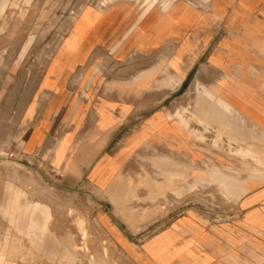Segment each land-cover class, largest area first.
<instances>
[{
	"label": "crops",
	"instance_id": "0c3cea01",
	"mask_svg": "<svg viewBox=\"0 0 264 264\" xmlns=\"http://www.w3.org/2000/svg\"><path fill=\"white\" fill-rule=\"evenodd\" d=\"M133 1L80 10L0 147L86 190L89 264H264V0Z\"/></svg>",
	"mask_w": 264,
	"mask_h": 264
},
{
	"label": "rangeland",
	"instance_id": "374dc122",
	"mask_svg": "<svg viewBox=\"0 0 264 264\" xmlns=\"http://www.w3.org/2000/svg\"><path fill=\"white\" fill-rule=\"evenodd\" d=\"M114 1L120 0H32L30 3L8 0L0 18V117L3 120H10L11 116L12 120L21 113L30 83L36 82L56 40L70 28L80 10L87 5H106ZM140 1H133L138 8H142L143 2L158 0ZM157 7L161 8L159 4ZM31 32L36 44L27 58L15 66L17 52ZM8 148L7 145L0 147V195L8 199L12 196L16 201H8L5 209L1 207L5 202H0V231L2 225L6 227L4 234L0 233V264H18V260L22 264H37L43 258L51 264L58 259L60 264L92 263L97 255L90 248L92 239L86 231L91 208L86 190L66 187L60 174L44 163L20 159L18 155L10 157ZM15 202L18 204L14 205ZM37 202L48 207L50 217L46 222L39 212L33 217V204ZM32 217L44 224L45 233L41 225L33 226V233L21 232L30 227ZM16 218L20 228L15 223ZM22 226L28 227L22 229ZM49 236L52 249L56 247L57 251L46 255L42 244L44 237ZM26 241L34 247V259L30 256L28 259L26 254L17 257L16 251L11 249L12 243Z\"/></svg>",
	"mask_w": 264,
	"mask_h": 264
},
{
	"label": "built area",
	"instance_id": "2783aa9c",
	"mask_svg": "<svg viewBox=\"0 0 264 264\" xmlns=\"http://www.w3.org/2000/svg\"><path fill=\"white\" fill-rule=\"evenodd\" d=\"M15 155L13 153L10 154V157H14Z\"/></svg>",
	"mask_w": 264,
	"mask_h": 264
}]
</instances>
